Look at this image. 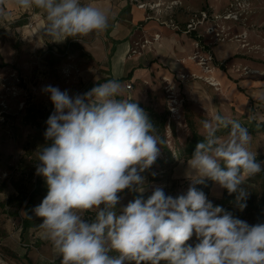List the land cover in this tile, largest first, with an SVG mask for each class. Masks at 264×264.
<instances>
[{
	"label": "clouds",
	"instance_id": "clouds-1",
	"mask_svg": "<svg viewBox=\"0 0 264 264\" xmlns=\"http://www.w3.org/2000/svg\"><path fill=\"white\" fill-rule=\"evenodd\" d=\"M15 5L43 13L41 35L53 42L103 31L109 23L105 11L83 0ZM42 91L53 105L47 143L36 154V175L47 194L32 211L62 264H264V224L251 225L214 206L196 187L210 180L235 194L238 209L246 208L244 179L264 169L239 121L219 113L202 120L204 139L187 161L197 178L184 194L166 195L157 186L145 199L142 173L164 140L138 102L122 98L121 83L108 80L75 95L52 85ZM221 128L230 129L226 137L217 135ZM125 190L137 195L118 209ZM193 237L195 244L188 243Z\"/></svg>",
	"mask_w": 264,
	"mask_h": 264
},
{
	"label": "rangeland",
	"instance_id": "rangeland-1",
	"mask_svg": "<svg viewBox=\"0 0 264 264\" xmlns=\"http://www.w3.org/2000/svg\"><path fill=\"white\" fill-rule=\"evenodd\" d=\"M194 1L127 0L133 9L144 12L146 20L179 35L178 44H173L180 68L168 69L159 64V68L168 72L155 77L150 90L144 84L124 82L129 78L132 64L121 66L119 57L125 52L127 61L134 63L135 60L129 57L138 58L145 53H160L161 56L170 42L154 31L146 37H138L132 47L135 54L129 55L123 41L116 43V50L115 47L111 50L115 51L110 73L114 80L122 83L126 92L123 97L128 99L137 95V100L144 99L143 104L149 102V105L155 104L156 109L167 111L169 121L165 134L172 142L189 133L187 113L196 128L215 113L245 126L251 119L262 121L264 114V98L259 95L264 93V0ZM139 3L146 4V8L140 9ZM0 8L4 12L0 16V184L3 185L0 193V264L62 262L50 242L40 235L38 219L41 218L34 219L36 216L32 212V221L23 211L25 200L34 193L38 179L36 154L47 143L44 138L46 120L53 111L49 96L42 89L52 85L62 91L68 90L70 95L91 90L100 68L105 69L103 60L112 43L105 42L104 30L53 42L41 35L37 10L19 8L15 0H3ZM200 12L208 18L195 27L198 38L194 39L183 29L189 23L200 21ZM151 61L156 62L155 59ZM127 84H131V89H126ZM170 101L179 105L177 116L170 111L175 106L170 105ZM32 117L35 118L31 120ZM172 131L174 137H171ZM200 132L203 133L202 128ZM248 147L256 156L264 155V133L251 136ZM173 159L176 161L171 169L154 163L142 173L145 199L157 186L162 187L166 195L184 194L192 179L197 178L188 169L187 162ZM259 162L264 169V159ZM242 187L248 190L247 199L259 198L264 188V170L245 178ZM223 191L213 182L207 198L220 199ZM46 194L32 201L30 207L38 206ZM136 195L128 190L122 192L117 208L125 206ZM233 206L235 211H241L235 204ZM243 213L242 220L250 224L249 213L245 209ZM25 219L29 224H25ZM194 241L195 237L188 243Z\"/></svg>",
	"mask_w": 264,
	"mask_h": 264
},
{
	"label": "crops",
	"instance_id": "crops-1",
	"mask_svg": "<svg viewBox=\"0 0 264 264\" xmlns=\"http://www.w3.org/2000/svg\"><path fill=\"white\" fill-rule=\"evenodd\" d=\"M189 1V0H185ZM84 3H92L95 6L101 8L103 11L106 12L109 18L108 27L104 30V39L105 42L110 45L112 43V46L108 47L105 60H103V63L105 65V69L100 68V72L98 76H96L95 79V85L107 82L108 80H113L110 69L112 67V59L114 57V51L116 50V43L123 41L124 45L128 46V49H130L134 46V42L137 41L138 37L143 38L147 35H151L154 33V31L158 32V34L163 35L168 41L170 42V45L165 49L163 55L160 56V53L157 55L156 53H145L141 57L138 58H130L133 61H127L125 57V52L119 57L121 60V66L126 67L127 65L132 64L131 69V75L129 78L124 82H131L132 84H144L145 88L150 90L153 87L152 80L155 79V77L166 75L167 69H161L159 68V64H163V66H168L169 68L179 69L180 68V62L177 60V51L176 46L174 44L177 43V38L179 35L177 34H171L170 31H168L166 28L158 26L154 21L146 20L144 12H140L139 10L133 9L130 4H128L127 0H83ZM190 2H195L194 0H190ZM38 11V23L40 24V31L42 30L44 24H45V18L43 13ZM125 41V42H124ZM167 42V43H168ZM174 43V44H173ZM115 47V50L111 52V50ZM169 48V49H168ZM128 51V50H127ZM161 52V51H159ZM164 53L166 54L164 56ZM156 62H152L151 60H154ZM177 62V63H176ZM102 63V62H101ZM102 63V64H103ZM135 63H138L136 66H134ZM123 82V85H124ZM122 85V83H121ZM154 90V89H151ZM126 92L124 91L122 87V98H124V94ZM139 96L134 95L133 97L128 98L129 100H136V102L151 108L155 113L162 114L164 111H161L160 109H156V105H149L143 104L144 99L137 100ZM126 99V98H125ZM141 101V102H140ZM3 192V191H2ZM1 193V192H0ZM0 201H2L0 199ZM1 204V203H0Z\"/></svg>",
	"mask_w": 264,
	"mask_h": 264
},
{
	"label": "trees",
	"instance_id": "trees-1",
	"mask_svg": "<svg viewBox=\"0 0 264 264\" xmlns=\"http://www.w3.org/2000/svg\"><path fill=\"white\" fill-rule=\"evenodd\" d=\"M185 27V26H184ZM189 37L191 38H198L196 31H192L189 33ZM131 75V73H129V76ZM139 106L141 108H143L145 110V112L147 113L150 121L153 123L154 127L156 128L158 134L163 138L164 143L161 144L160 147V154L158 156V160L155 161L156 165H159L160 167H163L164 169L168 168L171 169V167L175 164V161L173 158H179V160H183L185 162L188 161V159L191 158L194 150H195V146L197 143L202 142L204 139V131L203 133H201V128H196L195 124L192 120V118L190 116H188L186 114V127L189 131V133L186 136H181V137H176L174 139V141L172 142V140L170 141V139H168V137L166 136L165 132H166V126L168 123V112L165 111L162 114H157L155 113L151 108L146 107L140 103H138ZM35 117H32V119H34ZM207 120H210L209 117L206 118ZM212 119V118H211ZM26 120L28 121V119L26 118ZM29 119V122L31 121ZM234 120V119H231ZM240 122V121H239ZM244 124V123H242ZM246 126H245L248 131L250 136H254L256 134H260V133H264V114H263V118L262 121L260 122H254L252 119L250 121L245 122ZM173 128V127H172ZM230 129H225V128H221L218 132L217 135L218 136H222L227 134V131H229ZM174 137V132L172 131V136ZM173 139V138H172ZM172 142V143H171ZM164 155V157H163ZM160 158V159H159ZM264 159V155L261 156H256V160L257 162L262 161ZM168 166V167H167ZM37 182L35 185V189H34V193L32 195L29 196L28 199H26L25 201L27 202L25 204V207L23 208L24 213H28L30 219H32V221H34V219H38V217H34L33 219V214H32V208L30 207V204L32 201H34L36 198H39L41 195L45 194L47 192V187H46V183L44 181V179L40 176L37 177ZM212 181L210 180H205V182L203 184H198L196 185L198 190H201L205 193V195L207 196L208 194V190L210 189V186L212 185ZM3 191V185L0 184V192ZM45 196V195H44ZM210 201L213 203L214 206H222L225 210L231 212L235 217L239 218V219H243L245 213H243V211H235L234 209V201H235V194H229L225 189L223 191V195L222 198L220 199H210ZM246 208L245 211L249 213V218H250V224L254 225V224H264V188L259 196V198L257 199H247L246 201ZM28 211V212H27ZM93 213H87L86 214V219H91L92 218ZM25 224H29V220L25 219ZM40 221V224L42 223V219H38ZM196 240L192 243L195 244ZM45 264H62L61 261L58 262H47Z\"/></svg>",
	"mask_w": 264,
	"mask_h": 264
},
{
	"label": "built area",
	"instance_id": "built-area-1",
	"mask_svg": "<svg viewBox=\"0 0 264 264\" xmlns=\"http://www.w3.org/2000/svg\"><path fill=\"white\" fill-rule=\"evenodd\" d=\"M156 6H158V5H156ZM139 8L140 9H145L146 8V4H141V3H139ZM203 12H204V10H203ZM203 12H200V15L202 16V18H201V20L199 21H197V23H195V24H192V23H189L188 25H185V27H184V29H183V32L184 33H190V32H192V31H195V30H197V29H195V27L196 26H200L201 24H203V21H204V18H208V16L206 15V17H205V14L203 13ZM164 24H165V22H164ZM166 26H168L169 24H165ZM197 28V27H196ZM174 30H176L175 29V27L173 28ZM130 53L132 54H135L136 53V50L134 49V48H131L130 49V51H129V55H130ZM128 55V56H129ZM126 89L127 90H129V89H131V84H127L126 85ZM173 100V99H172ZM176 102V101H175ZM174 101H170L169 102V104L170 105H175L174 107H171L170 108V111H171V113H172V115L173 116H177L179 113H178V109H179V105L177 104V103H175ZM169 124H170V122H169ZM167 136V135H166Z\"/></svg>",
	"mask_w": 264,
	"mask_h": 264
},
{
	"label": "bare ground",
	"instance_id": "bare-ground-1",
	"mask_svg": "<svg viewBox=\"0 0 264 264\" xmlns=\"http://www.w3.org/2000/svg\"><path fill=\"white\" fill-rule=\"evenodd\" d=\"M92 46H93V44H92ZM219 48V47H218ZM231 52V51H230ZM95 53V52H94ZM177 63V62H176ZM181 63V62H180ZM213 73V72H212ZM210 75V74H209ZM218 82V81H217ZM220 95V94H219ZM2 262V261H1ZM4 264V263H3Z\"/></svg>",
	"mask_w": 264,
	"mask_h": 264
}]
</instances>
